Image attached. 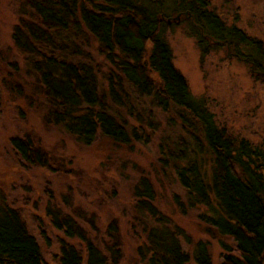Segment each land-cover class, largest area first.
Returning <instances> with one entry per match:
<instances>
[{"label": "trees", "instance_id": "obj_1", "mask_svg": "<svg viewBox=\"0 0 264 264\" xmlns=\"http://www.w3.org/2000/svg\"><path fill=\"white\" fill-rule=\"evenodd\" d=\"M24 4L33 16L25 14L12 32L22 64H13L14 71L0 77V99L14 90V100L42 107L44 129L56 128L84 145L102 140L118 154L127 153L153 131L144 133L139 117L121 97L125 84L150 97L161 110L173 108L180 116L182 135L167 144L160 141L158 160L162 173L170 174L182 189L184 201L175 197V203L182 210L204 209L199 218L220 245V264H264V143L233 138L217 125L173 66L164 32L172 14L183 16L202 55L225 48L264 86L262 41L226 24L208 0H24ZM89 39L118 72L105 76L103 89L82 60V47ZM29 140L14 138L11 145L23 159L44 166L48 156L38 150L30 156ZM134 197L138 212L144 209L149 215L144 217L143 242L137 248L141 263L185 264L189 256L179 241L184 233L169 227L158 212L148 178H140ZM52 225L67 237L81 239V229L70 217H54ZM107 227L116 247L120 239L115 223ZM111 247L107 249L114 255L116 248ZM85 248L83 257L61 240L59 264H107L93 244ZM193 259L196 264H211L205 242L194 244ZM0 264H44L18 210L1 195Z\"/></svg>", "mask_w": 264, "mask_h": 264}, {"label": "rangeland", "instance_id": "obj_2", "mask_svg": "<svg viewBox=\"0 0 264 264\" xmlns=\"http://www.w3.org/2000/svg\"><path fill=\"white\" fill-rule=\"evenodd\" d=\"M208 2L226 24L236 25L264 44V0ZM25 14L33 16L24 0H0V77L11 74L13 64H22L12 32ZM168 21L171 26L164 33L171 61L185 78L190 93L205 104L229 136L246 139L252 145L264 143V86L252 77L243 61L225 48H212L202 55L183 16L172 14ZM82 48V60L96 73L97 84L103 89L105 76L118 72L95 42L89 39ZM124 90L119 93L133 115L139 117L144 133L153 131L143 136L142 142H134L127 153L119 154L110 151L102 140L84 145L56 128L44 129L42 107L14 100L15 91H7L5 99H0V195L18 210L36 239L44 264H59L61 240L75 246L83 257L90 242L105 256L107 264H142L137 248L143 242L144 217L149 215L144 209L138 212L134 187L145 177L153 186V204L168 219L169 224L164 220L166 224L181 229L190 239L179 237L182 250L189 256L185 264H196L193 247L197 241L206 243L211 264H220V245L207 231L212 229L199 218L204 209H180L175 202L183 200L182 189L159 166L160 141L167 144L182 135L180 116L171 107L161 110L150 97L132 91L127 84ZM119 113L126 114L121 107ZM14 138L30 139V156L33 150L42 151L48 163L42 166L35 159H23L11 145ZM54 217L72 218L81 229V239L67 237L63 229L53 227ZM150 221L156 222L153 218ZM111 222L120 239L116 247L107 234ZM226 242L230 244L229 239ZM110 245L111 250L116 248L114 255L107 249Z\"/></svg>", "mask_w": 264, "mask_h": 264}]
</instances>
